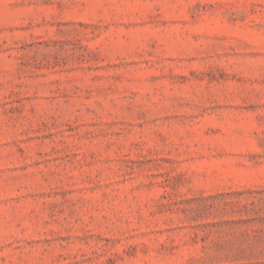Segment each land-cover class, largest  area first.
<instances>
[{"label": "rangeland", "instance_id": "rangeland-1", "mask_svg": "<svg viewBox=\"0 0 264 264\" xmlns=\"http://www.w3.org/2000/svg\"><path fill=\"white\" fill-rule=\"evenodd\" d=\"M0 264H264V0H0Z\"/></svg>", "mask_w": 264, "mask_h": 264}]
</instances>
